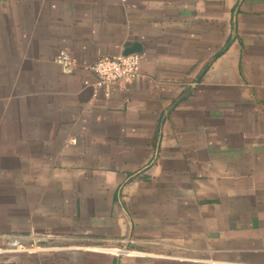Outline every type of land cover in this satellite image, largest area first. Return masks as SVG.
<instances>
[{"label":"crops","instance_id":"obj_1","mask_svg":"<svg viewBox=\"0 0 264 264\" xmlns=\"http://www.w3.org/2000/svg\"><path fill=\"white\" fill-rule=\"evenodd\" d=\"M2 167L28 228L134 250L109 264H264V0H0Z\"/></svg>","mask_w":264,"mask_h":264},{"label":"rangeland","instance_id":"obj_2","mask_svg":"<svg viewBox=\"0 0 264 264\" xmlns=\"http://www.w3.org/2000/svg\"><path fill=\"white\" fill-rule=\"evenodd\" d=\"M28 173L24 169L0 168V264H109L107 257L123 259L128 258L123 251L134 252L120 241L91 245L84 239H70L45 227L28 228L30 212L34 213L33 206L37 204L22 202V194L31 192L32 187L18 185V177ZM10 181L18 184H6ZM38 207V211L48 208L46 203H39ZM37 220L40 222L33 219ZM113 249L121 252L117 255L102 252Z\"/></svg>","mask_w":264,"mask_h":264},{"label":"built area","instance_id":"obj_3","mask_svg":"<svg viewBox=\"0 0 264 264\" xmlns=\"http://www.w3.org/2000/svg\"><path fill=\"white\" fill-rule=\"evenodd\" d=\"M55 62L65 74L72 73L75 63L65 51L60 52ZM141 58L138 54L119 57H103L90 66V71L96 78V86L110 91L113 85L120 82H128L140 76ZM121 243H126L122 240ZM121 252L120 250H117ZM129 253V251H123Z\"/></svg>","mask_w":264,"mask_h":264},{"label":"water","instance_id":"obj_4","mask_svg":"<svg viewBox=\"0 0 264 264\" xmlns=\"http://www.w3.org/2000/svg\"><path fill=\"white\" fill-rule=\"evenodd\" d=\"M142 49H141V45L139 43H135V42H127L124 45V51L122 56H128V55H132V54H139L141 53Z\"/></svg>","mask_w":264,"mask_h":264},{"label":"trees","instance_id":"obj_5","mask_svg":"<svg viewBox=\"0 0 264 264\" xmlns=\"http://www.w3.org/2000/svg\"><path fill=\"white\" fill-rule=\"evenodd\" d=\"M230 46V41H228L224 46H223V48L221 49V51L214 57V59L215 58H217V57H219L220 55H222L226 50H227V48Z\"/></svg>","mask_w":264,"mask_h":264}]
</instances>
